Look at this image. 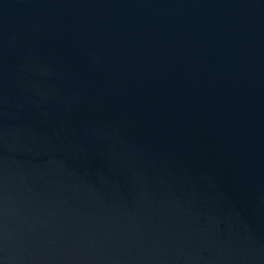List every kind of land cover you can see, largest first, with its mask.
I'll list each match as a JSON object with an SVG mask.
<instances>
[{"label":"water","instance_id":"water-1","mask_svg":"<svg viewBox=\"0 0 264 264\" xmlns=\"http://www.w3.org/2000/svg\"><path fill=\"white\" fill-rule=\"evenodd\" d=\"M0 264H264V0H0Z\"/></svg>","mask_w":264,"mask_h":264}]
</instances>
